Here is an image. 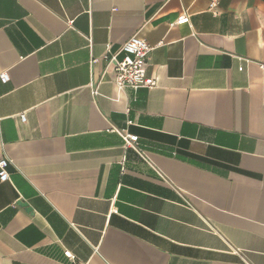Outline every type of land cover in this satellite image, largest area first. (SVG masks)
Listing matches in <instances>:
<instances>
[{"label":"crops","instance_id":"crops-1","mask_svg":"<svg viewBox=\"0 0 264 264\" xmlns=\"http://www.w3.org/2000/svg\"><path fill=\"white\" fill-rule=\"evenodd\" d=\"M4 72L0 264H264V0H0Z\"/></svg>","mask_w":264,"mask_h":264},{"label":"built area","instance_id":"built-area-1","mask_svg":"<svg viewBox=\"0 0 264 264\" xmlns=\"http://www.w3.org/2000/svg\"><path fill=\"white\" fill-rule=\"evenodd\" d=\"M210 11L217 15L220 0H208ZM190 17L187 14L182 15L177 25L188 24ZM153 47L148 43L146 39L139 34L132 36L121 48V52L124 54V58L119 60L116 56L109 58L105 57V60L109 65L113 67L114 77L117 86L121 89L126 88H148L153 89L157 86V82L154 78H150L147 75V64L150 53ZM9 75L7 72L0 74V80L6 84L9 82ZM22 120L26 121V116H21ZM125 147L134 149L140 156L144 157L142 150L136 146L138 141L137 136H131L126 133H121ZM11 161L5 155L0 156V182H7L10 180L8 173V167ZM65 255L71 260L72 264H77L75 256L69 251H65Z\"/></svg>","mask_w":264,"mask_h":264},{"label":"water","instance_id":"water-1","mask_svg":"<svg viewBox=\"0 0 264 264\" xmlns=\"http://www.w3.org/2000/svg\"><path fill=\"white\" fill-rule=\"evenodd\" d=\"M19 205L27 207V204L23 203V202H19Z\"/></svg>","mask_w":264,"mask_h":264}]
</instances>
